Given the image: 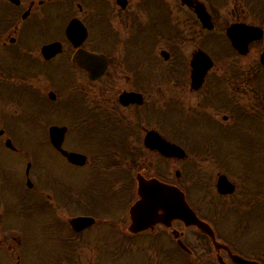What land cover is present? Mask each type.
Here are the masks:
<instances>
[{
    "label": "flooded vegetation",
    "instance_id": "1",
    "mask_svg": "<svg viewBox=\"0 0 264 264\" xmlns=\"http://www.w3.org/2000/svg\"><path fill=\"white\" fill-rule=\"evenodd\" d=\"M193 2L206 6L211 30L180 0H0V93L47 95L55 112L71 117L50 124L68 132L60 149L48 140L44 155L56 163L50 179L58 193L45 180L39 191L56 208L71 205L75 218H95L72 229L82 240L77 247L85 246L73 253L76 264L122 258L130 253L107 248L132 243L144 264H264V47L252 60L223 61L220 68L213 56L225 46L228 55L247 58L264 36L242 55L212 36L216 23L206 2ZM185 40L196 46L187 56L178 46ZM213 45L217 50L209 52ZM79 49L106 57L103 76L89 80L78 68L72 59ZM201 51L212 66L195 75L191 62ZM6 102H0L2 137L11 131L15 105ZM77 129L87 143L72 144ZM63 151L86 160L71 164ZM63 162L73 188L63 187ZM153 184L177 189L192 213L182 221L158 209L148 230L132 234L130 209L140 188ZM11 222V210H3L7 264L14 251Z\"/></svg>",
    "mask_w": 264,
    "mask_h": 264
},
{
    "label": "rangeland",
    "instance_id": "2",
    "mask_svg": "<svg viewBox=\"0 0 264 264\" xmlns=\"http://www.w3.org/2000/svg\"><path fill=\"white\" fill-rule=\"evenodd\" d=\"M214 13V21L216 30L212 36L221 35V42L224 41L225 30L233 22L244 21L249 24L259 25L264 29V0H204ZM180 17V16H179ZM192 33V29H190ZM187 40V38H186ZM185 41L178 43L180 54L189 55L196 48L193 42L185 44ZM189 42V41H188ZM264 42L256 44L252 53L247 58H236V56L228 55L224 50L223 53H213L217 65L226 66L223 61H247L252 60L256 56L258 49L262 50ZM207 48V47H206ZM178 49V50H179ZM209 52L216 51L215 46L208 47ZM145 54V51L143 52ZM244 63H237L243 66ZM5 91H7L5 89ZM1 94V93H0ZM9 100L14 101L13 94L6 95ZM24 97H17L19 108L18 114H9V129L11 130L12 139L17 146L21 148L25 154H29L32 159V174L34 180L42 186L44 180L47 182V189L58 193V187L50 178L54 177L56 172V163L45 161V152L48 150L47 143V124L50 122H70L71 117L63 112H55V106L48 104L42 97L31 94ZM1 99V97H0ZM13 111V110H12ZM11 111V112H12ZM4 139V138H3ZM72 144L75 142L87 143L86 133L77 129L71 132L70 137ZM98 148L97 146H91ZM24 155H18L5 150L0 144V193L3 195L1 202L10 204L12 212V222L14 226V264H76L72 258L74 249L73 238L71 232L64 221H70L74 215V211L69 205L67 211H57L54 206L48 205L41 197L38 185L33 182V191H28L23 185L26 163L30 161ZM29 163V162H28ZM67 162H63L58 174L62 175L63 187L73 188L72 177L74 175L68 171ZM43 167V168H42ZM31 174V168L30 173ZM31 189V190H32ZM61 227L56 228V226ZM6 234H3V238ZM70 237V238H69ZM81 239L75 241L76 244L81 243ZM133 244V243H132ZM109 245L110 252L114 248ZM85 247V246H84ZM135 247V246H133ZM82 251H85L83 248ZM140 251L134 250L129 255H123L118 259L113 257L104 258L105 264H128L124 262L129 260L132 264H144L143 255ZM3 253V254H2ZM127 254V253H126ZM102 263V260H100ZM0 264H7V256L0 251Z\"/></svg>",
    "mask_w": 264,
    "mask_h": 264
},
{
    "label": "water",
    "instance_id": "3",
    "mask_svg": "<svg viewBox=\"0 0 264 264\" xmlns=\"http://www.w3.org/2000/svg\"><path fill=\"white\" fill-rule=\"evenodd\" d=\"M184 2L188 3L189 5H192V0H183ZM195 11L198 13L201 21L203 22L204 26L211 27L212 25L210 24L208 15L206 14L204 7L203 6H196ZM227 35L232 41V44L235 48H237L241 53H246L248 49V43L254 39H258L262 36V29L256 26H250L244 23H237L229 27L227 30ZM89 54H79L76 57V61L82 66L83 68L89 70V72L92 75H97L103 71V66H100L102 63L101 61L99 62L98 58H91L90 59ZM203 58V54L200 53L198 54L195 58L194 61L197 62ZM262 62H264V54L261 57ZM90 61L92 63H95V66H89ZM56 132L61 133V130H53V134ZM142 205H147V201L144 202V200L141 202ZM139 205V206H140ZM137 212V211H136ZM135 212V219H134V226L133 230H139L143 228L146 224V220L141 221L139 217L136 216ZM90 219H85L81 218L77 220V225L75 226L76 228H79L80 226L86 224Z\"/></svg>",
    "mask_w": 264,
    "mask_h": 264
}]
</instances>
